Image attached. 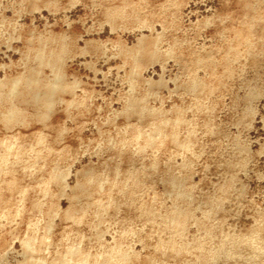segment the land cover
Masks as SVG:
<instances>
[{
  "label": "rangeland",
  "instance_id": "374dc122",
  "mask_svg": "<svg viewBox=\"0 0 264 264\" xmlns=\"http://www.w3.org/2000/svg\"><path fill=\"white\" fill-rule=\"evenodd\" d=\"M0 264H264V0H0Z\"/></svg>",
  "mask_w": 264,
  "mask_h": 264
},
{
  "label": "bare ground",
  "instance_id": "6f19581e",
  "mask_svg": "<svg viewBox=\"0 0 264 264\" xmlns=\"http://www.w3.org/2000/svg\"><path fill=\"white\" fill-rule=\"evenodd\" d=\"M14 117V115H12Z\"/></svg>",
  "mask_w": 264,
  "mask_h": 264
}]
</instances>
